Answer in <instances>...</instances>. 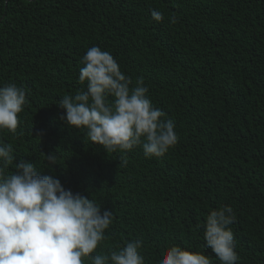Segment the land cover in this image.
Returning <instances> with one entry per match:
<instances>
[{"label":"trees","instance_id":"trees-1","mask_svg":"<svg viewBox=\"0 0 264 264\" xmlns=\"http://www.w3.org/2000/svg\"><path fill=\"white\" fill-rule=\"evenodd\" d=\"M92 46L113 55L130 87L142 78L173 121L179 139L163 156L105 152L61 121L58 101L85 87ZM8 83L28 90L16 132L0 131L14 164L31 162L113 213L91 256L140 240L145 264L174 244L220 264L198 225L228 205L237 264H264V0H0ZM42 153L57 155L51 172Z\"/></svg>","mask_w":264,"mask_h":264},{"label":"clouds","instance_id":"clouds-1","mask_svg":"<svg viewBox=\"0 0 264 264\" xmlns=\"http://www.w3.org/2000/svg\"><path fill=\"white\" fill-rule=\"evenodd\" d=\"M151 18L162 22L164 14L153 10ZM169 22L174 24L176 18L170 17ZM81 63L78 83L85 87L63 96L57 105L64 110L60 119L68 127L86 130L88 140L105 152L127 153L141 147L146 158L161 157L177 144L173 121L153 106L142 78L130 87L131 78L121 72L110 52L98 46L87 49ZM27 91L15 83L0 86V131L16 132ZM44 156L51 172L50 166L58 164L57 155ZM15 158L12 146L0 139V264H84V258L91 264H145L139 253L140 240L125 242L110 255L91 256L107 239L113 213L101 214L97 202L65 189L54 175H39L31 162L14 164ZM10 166L14 172H8ZM235 221L233 208L224 205L211 210L198 225L220 264H237L239 259L229 227ZM157 264L212 261L201 252L174 244L166 248Z\"/></svg>","mask_w":264,"mask_h":264}]
</instances>
